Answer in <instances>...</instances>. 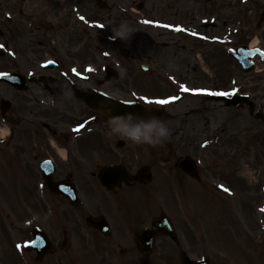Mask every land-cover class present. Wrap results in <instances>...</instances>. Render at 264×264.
I'll use <instances>...</instances> for the list:
<instances>
[{"label":"rangeland","instance_id":"1","mask_svg":"<svg viewBox=\"0 0 264 264\" xmlns=\"http://www.w3.org/2000/svg\"><path fill=\"white\" fill-rule=\"evenodd\" d=\"M90 3L93 9L94 0H90ZM106 3L105 20L102 19L104 23L108 24V13H112L115 18L121 17L120 24L111 27V36L114 37V33L116 36V52L118 48L130 43L132 56L128 60L121 58V63H116L121 71V78L112 84L103 82L100 88L118 99L138 100L148 107L164 108L166 105L164 109L169 114L137 116L124 121L118 127L121 135L111 126H105L109 121L103 118L101 125H98L100 122L95 124L100 130L95 131L99 136L93 134L89 136L91 143L87 142V145L93 146L89 152L92 157L89 158L91 161L96 160L87 170L95 166L99 158L97 150L105 154L101 158L108 156V151L112 150L108 140L115 141L117 137L127 139L128 135L132 142L133 137H136L135 146L118 150L121 155L131 154L133 163L142 164L149 162L147 149L142 145L149 142L146 135L153 134L156 137L158 135L154 133L160 130L174 131V136L161 141L163 146L168 148V139L185 140L182 145L170 144L175 148V155L195 153L203 178L213 185L220 182V186H231L233 189L229 191L234 195L231 198H225L228 195H224L225 193H222L224 198L222 194L212 196L189 178L166 171L161 174L164 184L155 185L152 189L166 197L168 206L172 207L173 202L177 203L183 218L197 226L196 237L205 245L201 247V253L212 257L213 264H264V120L251 116L247 108H227L221 102L199 95V90L214 91L216 94L219 91L241 92L249 95L256 103L257 110L264 113V61L256 60L255 71L243 74L227 52V47L242 43H250L264 51V22L261 27H257L259 16L264 11V0H106ZM109 19L114 23L115 19ZM94 20H98V16H94ZM203 21H216L218 27L201 28ZM162 22L175 25L179 31H172L175 27L162 28L159 26ZM92 23L90 21V25ZM130 26L135 27L133 31H128ZM199 34L207 40L197 39ZM216 38L219 42L212 43ZM89 39L90 46L85 48L84 54L91 61L98 52L91 44L99 41L100 36L93 30ZM1 41L0 38V44ZM221 41L225 44L222 45ZM165 43L169 45L165 47ZM142 63L158 68V74L151 76L142 71ZM102 65L100 63L98 70L103 75ZM165 66L171 71H166ZM194 66L196 73L191 70ZM128 73H133V80ZM169 74L172 75L168 76ZM94 85L97 87V84ZM185 89L194 90L197 96L189 94ZM2 91L0 83V97ZM168 95L174 97L169 104ZM58 100L59 109L73 110L74 116H78L81 110H90L71 95L64 98L59 95ZM98 138L104 143L101 149ZM193 140L198 149L186 146L188 141ZM206 144L208 145L205 146ZM3 155L4 151L1 152V156ZM1 161L0 158V175H5L13 183L8 185L7 194L0 201H7V195L18 201L19 177L14 171L4 170L6 166ZM246 170L248 173H245ZM211 174L215 176L212 177ZM3 180L6 181L5 178ZM245 180L252 183V189ZM148 188L134 187L136 198L123 201L126 203L124 207L129 209L128 217L139 214L141 211L138 209L148 202L156 204L155 197L148 192ZM171 188L178 189L179 194L173 195ZM27 193L26 200L28 196H34ZM260 204L263 212L257 208ZM169 211L177 216L174 208ZM2 216L3 211L0 210V226L3 225ZM179 218L185 235L192 240L189 234L195 228L185 222L181 215ZM259 223L260 226H257ZM253 226L256 228H252ZM214 253L217 254L216 257Z\"/></svg>","mask_w":264,"mask_h":264},{"label":"flooded vegetation","instance_id":"2","mask_svg":"<svg viewBox=\"0 0 264 264\" xmlns=\"http://www.w3.org/2000/svg\"><path fill=\"white\" fill-rule=\"evenodd\" d=\"M104 7L105 0H100L99 8ZM0 20L3 28L0 73H16L27 82L31 78L35 80L25 90L5 84L4 95L10 100V109L4 111L2 120L11 138L18 132L24 143L11 146L7 140L6 147L19 150L18 155L23 158L20 190L32 193L34 198L28 196L25 206L18 210L4 209L7 234L0 241V264H142L144 259L150 264H183L185 253L200 258V243L193 231L189 234L192 240L188 239L180 220H171L174 235L164 231L165 227L153 225L165 213L164 205L148 202L138 209L139 214L128 217L129 209L123 202L136 198L134 187L164 184L163 171L187 177L195 185L202 184V180L197 182L178 164L186 155L195 153L175 155V148L170 145H182L186 141L167 140L168 148H163L162 156L165 165H159L149 156L150 183L134 177L137 171L132 172L131 154L108 162L126 164L131 175L129 181L123 174L107 178L110 183L119 179L118 189L113 190L115 185L111 189L100 185L95 170H87L96 161L89 158L93 146L87 142L91 143L89 136L99 133L89 132L84 121H97L99 113L81 110L74 116L73 110L56 107L59 95L64 98L73 94L75 82L91 80L83 50L89 34V0H0ZM113 24L119 25L120 19L115 18ZM50 35L54 42H48ZM107 47L115 50L112 45ZM48 54L53 58L46 60L44 55ZM114 58L119 56L113 53ZM95 77L93 74L92 80ZM174 135L175 132L171 136ZM98 139L101 149L104 143ZM161 146L151 147L154 156L158 157L156 151ZM186 146L198 149L195 140L188 141ZM45 159L56 164L52 177L56 183L75 184L79 203L47 189L39 168ZM91 187L93 191L89 192ZM148 192L154 197L158 193L153 189ZM171 192L179 194L176 188H171ZM88 218L93 221L89 223ZM37 230L43 232L37 233L35 243Z\"/></svg>","mask_w":264,"mask_h":264},{"label":"water","instance_id":"3","mask_svg":"<svg viewBox=\"0 0 264 264\" xmlns=\"http://www.w3.org/2000/svg\"><path fill=\"white\" fill-rule=\"evenodd\" d=\"M249 52H250L249 56L253 54L251 50ZM238 58L241 64L244 66L243 68L249 67V68H246L248 71L252 69L253 64L250 60V57L245 59L244 57L238 55ZM80 95L84 97L85 99H87L89 102H94V103L99 104L100 107L105 106V107H109V110H118L117 114L123 117L129 116L130 114H134V113H138V114L149 113V111L146 108L136 103L127 104V103H121V102L120 103L114 102V101L107 99L106 97L92 93L91 91L84 90L80 92ZM242 99L247 100V98L245 97H235L234 99L228 102H230V104L233 103L234 105L242 106L241 102H239ZM250 109L253 110L252 103H250Z\"/></svg>","mask_w":264,"mask_h":264},{"label":"bare ground","instance_id":"4","mask_svg":"<svg viewBox=\"0 0 264 264\" xmlns=\"http://www.w3.org/2000/svg\"><path fill=\"white\" fill-rule=\"evenodd\" d=\"M245 173H248V171L246 170ZM252 185V183L250 184V186Z\"/></svg>","mask_w":264,"mask_h":264}]
</instances>
